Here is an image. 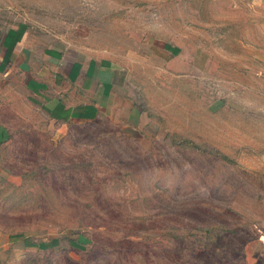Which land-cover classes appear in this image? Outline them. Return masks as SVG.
I'll list each match as a JSON object with an SVG mask.
<instances>
[{"label":"rangeland","instance_id":"rangeland-1","mask_svg":"<svg viewBox=\"0 0 264 264\" xmlns=\"http://www.w3.org/2000/svg\"><path fill=\"white\" fill-rule=\"evenodd\" d=\"M0 9L33 49L108 58L134 114L59 125L22 111L0 169L2 264H264L259 0Z\"/></svg>","mask_w":264,"mask_h":264},{"label":"crops","instance_id":"crops-1","mask_svg":"<svg viewBox=\"0 0 264 264\" xmlns=\"http://www.w3.org/2000/svg\"><path fill=\"white\" fill-rule=\"evenodd\" d=\"M259 1L264 7V0ZM5 20L0 9V169L15 120L31 106L59 125L134 118L127 96L120 93L123 74L108 58L33 49L22 26L6 27ZM166 48L172 54L179 50ZM5 250L0 249V264Z\"/></svg>","mask_w":264,"mask_h":264}]
</instances>
